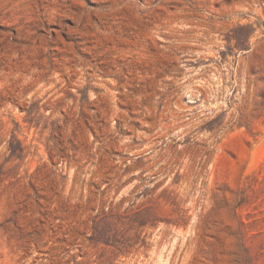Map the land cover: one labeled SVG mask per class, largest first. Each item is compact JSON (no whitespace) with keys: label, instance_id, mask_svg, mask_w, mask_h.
Here are the masks:
<instances>
[{"label":"rangeland","instance_id":"obj_1","mask_svg":"<svg viewBox=\"0 0 264 264\" xmlns=\"http://www.w3.org/2000/svg\"><path fill=\"white\" fill-rule=\"evenodd\" d=\"M0 264H264V0H0Z\"/></svg>","mask_w":264,"mask_h":264}]
</instances>
